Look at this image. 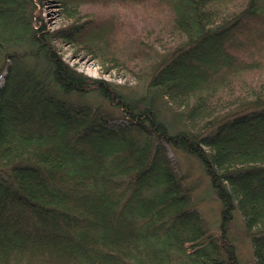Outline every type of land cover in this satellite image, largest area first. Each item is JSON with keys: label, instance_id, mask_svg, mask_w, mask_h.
<instances>
[{"label": "trees", "instance_id": "obj_1", "mask_svg": "<svg viewBox=\"0 0 264 264\" xmlns=\"http://www.w3.org/2000/svg\"><path fill=\"white\" fill-rule=\"evenodd\" d=\"M40 1L0 0V264H242L241 238L264 264V0H59L54 30Z\"/></svg>", "mask_w": 264, "mask_h": 264}, {"label": "rangeland", "instance_id": "obj_2", "mask_svg": "<svg viewBox=\"0 0 264 264\" xmlns=\"http://www.w3.org/2000/svg\"><path fill=\"white\" fill-rule=\"evenodd\" d=\"M37 10L42 13L43 22L45 27L49 30L57 29L68 22L64 18V10L59 0H41L37 4ZM120 14V20L122 19L124 25L130 31L137 32L152 24V20L147 19L142 14L138 13V10L132 11L129 6H118ZM140 12V11H139ZM58 52L65 60L66 63L76 68L78 71L95 78H102L117 83H128L134 84V77L131 76L126 70L120 68L109 69L110 64L103 60V58H97L94 54H90L82 48L77 46H71L68 44H58ZM5 79L3 76L0 77V89L4 86ZM172 155V154H170ZM182 163L184 167L183 159L181 156H172ZM186 161V160H185ZM194 178L199 179V188L197 195L206 197V200L198 206L202 217L206 221L210 229L218 228L219 221V203L211 195V190L208 186L207 181L202 177L201 168L194 164L193 168ZM240 216L238 211L235 209L233 213L232 231L240 229ZM240 241V242H239ZM241 247L242 264L251 263L253 257L251 255L250 244L247 239L241 238L238 240Z\"/></svg>", "mask_w": 264, "mask_h": 264}, {"label": "bare ground", "instance_id": "obj_3", "mask_svg": "<svg viewBox=\"0 0 264 264\" xmlns=\"http://www.w3.org/2000/svg\"><path fill=\"white\" fill-rule=\"evenodd\" d=\"M240 216V215H239ZM239 220H240V228H241V217L239 218ZM232 222H233V220H232ZM232 223H231V227H232ZM232 229V228H231ZM232 233H234V231H232ZM248 242H249V244H250V249H251V255H252V245H251V242L248 240ZM237 248H238V256H239V258L241 259V260H245V259H243L242 258V255H241V247H240V245H237ZM252 257H253V255H252ZM243 262V261H242ZM253 263V261L250 263L249 262V264H252ZM244 264H247V263H244Z\"/></svg>", "mask_w": 264, "mask_h": 264}]
</instances>
